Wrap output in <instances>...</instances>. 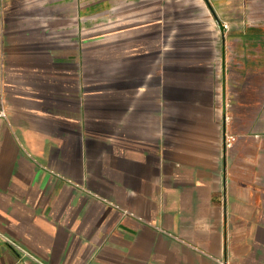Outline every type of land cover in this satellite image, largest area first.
<instances>
[{
    "label": "crops",
    "instance_id": "crops-1",
    "mask_svg": "<svg viewBox=\"0 0 264 264\" xmlns=\"http://www.w3.org/2000/svg\"><path fill=\"white\" fill-rule=\"evenodd\" d=\"M177 1L0 0V264H264V0Z\"/></svg>",
    "mask_w": 264,
    "mask_h": 264
},
{
    "label": "rangeland",
    "instance_id": "rangeland-1",
    "mask_svg": "<svg viewBox=\"0 0 264 264\" xmlns=\"http://www.w3.org/2000/svg\"><path fill=\"white\" fill-rule=\"evenodd\" d=\"M217 27V21L204 0L169 2L170 35L190 36L184 41V49H220L221 29ZM180 42L178 37L170 38V47L178 49L176 44Z\"/></svg>",
    "mask_w": 264,
    "mask_h": 264
},
{
    "label": "water",
    "instance_id": "water-1",
    "mask_svg": "<svg viewBox=\"0 0 264 264\" xmlns=\"http://www.w3.org/2000/svg\"><path fill=\"white\" fill-rule=\"evenodd\" d=\"M204 1H205V3L207 4L208 9L210 10V12L212 13V15H213L214 18L216 19L219 29H221V43H222V45H223L224 38H223V35H222V34H223V30H222V28H221V22L219 21V19H218L217 16L215 15V12H214L213 8L211 7L209 1H208V0H204Z\"/></svg>",
    "mask_w": 264,
    "mask_h": 264
},
{
    "label": "built area",
    "instance_id": "built-area-1",
    "mask_svg": "<svg viewBox=\"0 0 264 264\" xmlns=\"http://www.w3.org/2000/svg\"><path fill=\"white\" fill-rule=\"evenodd\" d=\"M5 115V110L1 105V99H0V116H4Z\"/></svg>",
    "mask_w": 264,
    "mask_h": 264
}]
</instances>
